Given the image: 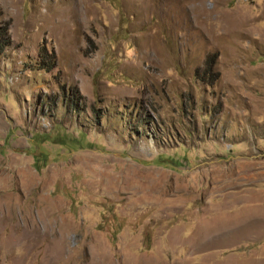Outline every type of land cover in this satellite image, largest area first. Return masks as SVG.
Returning a JSON list of instances; mask_svg holds the SVG:
<instances>
[{"label":"rangeland","instance_id":"374dc122","mask_svg":"<svg viewBox=\"0 0 264 264\" xmlns=\"http://www.w3.org/2000/svg\"><path fill=\"white\" fill-rule=\"evenodd\" d=\"M0 29V264H264V0H0Z\"/></svg>","mask_w":264,"mask_h":264},{"label":"trees","instance_id":"16d2710c","mask_svg":"<svg viewBox=\"0 0 264 264\" xmlns=\"http://www.w3.org/2000/svg\"><path fill=\"white\" fill-rule=\"evenodd\" d=\"M7 43L6 38V29H0V52L3 50L4 46ZM43 48L41 46L39 49ZM215 57L213 56H207L203 62V68L200 70L199 78H203V81H207L208 83H212L217 78V73L212 72V63L214 61ZM165 158V157H163ZM170 160L171 158H166ZM111 241L114 239V234L110 235Z\"/></svg>","mask_w":264,"mask_h":264},{"label":"bare ground","instance_id":"6f19581e","mask_svg":"<svg viewBox=\"0 0 264 264\" xmlns=\"http://www.w3.org/2000/svg\"><path fill=\"white\" fill-rule=\"evenodd\" d=\"M27 181V180H26ZM29 181V180H28ZM31 182V181H30ZM29 183V182H28ZM30 184V183H29Z\"/></svg>","mask_w":264,"mask_h":264}]
</instances>
